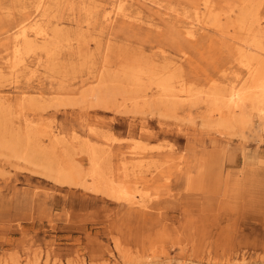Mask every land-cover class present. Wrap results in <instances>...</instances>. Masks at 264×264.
<instances>
[{"label": "rangeland", "instance_id": "rangeland-1", "mask_svg": "<svg viewBox=\"0 0 264 264\" xmlns=\"http://www.w3.org/2000/svg\"><path fill=\"white\" fill-rule=\"evenodd\" d=\"M29 1L0 0V33L33 12ZM202 2L129 0L142 21L109 29L99 11L110 0L50 6L46 77L22 82L23 97L0 81V264H264V118L249 105L218 114L203 95L243 76L242 45L253 33L264 43V29L247 34L236 15L262 21L264 0H207L203 24ZM160 78L193 95L157 99L148 87ZM88 145L129 199L55 180L59 164L84 180ZM217 171L229 194L206 188Z\"/></svg>", "mask_w": 264, "mask_h": 264}, {"label": "bare ground", "instance_id": "bare-ground-1", "mask_svg": "<svg viewBox=\"0 0 264 264\" xmlns=\"http://www.w3.org/2000/svg\"><path fill=\"white\" fill-rule=\"evenodd\" d=\"M86 0H83L85 4ZM98 1V0H92ZM111 4L107 7H100V22L105 28H110L117 21L121 23H136L142 21V17L139 16L138 12L130 10L132 6L129 4V0H110ZM29 3L34 7L33 12L22 17L20 20L15 22V29L11 32L6 30L0 33V81L4 79L10 88H13L17 93V97H23L27 93L26 88H22L20 84L23 82L25 87L36 81V84H41L44 75L45 66H43V53H48L47 43L50 38V32L47 28L43 27L40 23L43 20L45 13L50 9L51 5H59L62 0H30ZM138 3V2H137ZM98 5H95V7ZM94 7V6H93ZM212 8L207 0L199 3L195 11L196 22L208 23V19L211 18ZM238 28L243 29L248 34V31H254L250 26L252 25L256 30L264 29V17L261 21L257 15L252 18L249 17V12L245 9H241L236 18ZM212 19H216L213 16ZM249 24V25H248ZM248 25V26H247ZM182 34L187 38L191 39L195 36V29L192 25L182 26ZM244 45V46H243ZM242 45L243 59L242 64L245 66V72L243 76L238 80V83L231 85V78L229 87L226 91H216L215 89L209 92H203V95L210 99V106L212 111L218 114L224 112L225 108L231 110L235 107H250L257 110L258 114L264 118V43L257 40L253 33L250 37V41H245ZM248 49H254L255 52L251 53ZM43 52V53H42ZM32 57L31 59H29ZM43 67V72L40 68ZM4 77V78H3ZM131 80L137 82L141 79V74L138 70H133L130 74ZM82 83L84 81H81ZM240 83V84H239ZM239 84V85H238ZM149 90H153L157 99H165L166 96H174L177 98L188 99L193 95L191 88L185 87L184 84H179V89L174 91L173 84L169 78L156 79L153 83H149ZM1 90V88H0ZM144 95H147L146 92ZM143 95H141L142 97ZM0 98L9 100V97H5L0 94ZM230 112V111H229ZM241 117L231 114V124H234ZM264 121V120H263ZM1 126V125H0ZM5 128V126H4ZM60 131L55 129L49 130L48 138L57 137L60 135ZM54 140V139H52ZM88 154L89 167L84 173L86 176L84 180L78 178V174H73L71 164H59L56 171L55 180L59 183L67 184H80L87 188H91L95 191L104 192L109 197L115 198V200H127L131 197L129 192L126 190V185L121 180L119 182L109 181L105 182L104 172L101 168L102 157L98 155L97 151L91 146L86 147ZM123 153V152H122ZM136 153V152H134ZM118 156L122 159L123 156ZM77 169V168H76ZM79 169V168H78ZM82 169H79L81 171ZM201 175L202 172L196 171ZM220 172L217 171L215 174L211 172L209 181L206 183L213 184L214 188L206 186L208 190L215 191L222 189L223 193L229 194L230 187L226 188V184H222ZM190 174V173H189ZM199 174H196L198 177ZM76 179H75V178ZM82 177V175H81ZM190 178V175H189ZM192 180V179H191ZM201 181V178L198 179ZM89 181V182H88ZM88 182V184L86 183ZM205 183V184H206ZM200 187V184L188 185V190H195ZM245 264V263H239Z\"/></svg>", "mask_w": 264, "mask_h": 264}]
</instances>
